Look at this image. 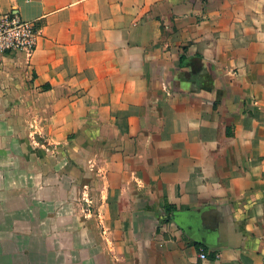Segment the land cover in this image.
Segmentation results:
<instances>
[{"label":"crops","instance_id":"0c3cea01","mask_svg":"<svg viewBox=\"0 0 264 264\" xmlns=\"http://www.w3.org/2000/svg\"><path fill=\"white\" fill-rule=\"evenodd\" d=\"M10 10L0 264H264V0Z\"/></svg>","mask_w":264,"mask_h":264},{"label":"built area","instance_id":"2783aa9c","mask_svg":"<svg viewBox=\"0 0 264 264\" xmlns=\"http://www.w3.org/2000/svg\"><path fill=\"white\" fill-rule=\"evenodd\" d=\"M38 29L33 20L22 19L14 11H0V52L14 53L24 51L31 53L38 36ZM208 254L200 250L198 258L204 260Z\"/></svg>","mask_w":264,"mask_h":264},{"label":"trees","instance_id":"16d2710c","mask_svg":"<svg viewBox=\"0 0 264 264\" xmlns=\"http://www.w3.org/2000/svg\"><path fill=\"white\" fill-rule=\"evenodd\" d=\"M181 60L183 61V58Z\"/></svg>","mask_w":264,"mask_h":264}]
</instances>
